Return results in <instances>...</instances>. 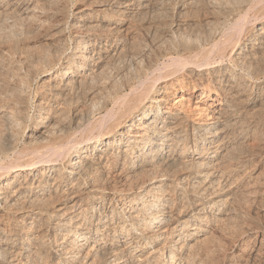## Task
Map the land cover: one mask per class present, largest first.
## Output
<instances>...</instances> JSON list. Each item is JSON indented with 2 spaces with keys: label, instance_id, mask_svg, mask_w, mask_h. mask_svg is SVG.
I'll use <instances>...</instances> for the list:
<instances>
[{
  "label": "bare ground",
  "instance_id": "1",
  "mask_svg": "<svg viewBox=\"0 0 264 264\" xmlns=\"http://www.w3.org/2000/svg\"><path fill=\"white\" fill-rule=\"evenodd\" d=\"M0 264H264V0H0Z\"/></svg>",
  "mask_w": 264,
  "mask_h": 264
},
{
  "label": "rangeland",
  "instance_id": "2",
  "mask_svg": "<svg viewBox=\"0 0 264 264\" xmlns=\"http://www.w3.org/2000/svg\"><path fill=\"white\" fill-rule=\"evenodd\" d=\"M207 102L211 103V101H207Z\"/></svg>",
  "mask_w": 264,
  "mask_h": 264
}]
</instances>
